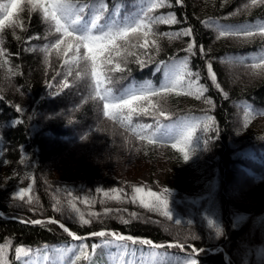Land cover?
<instances>
[{
  "label": "trees",
  "instance_id": "16d2710c",
  "mask_svg": "<svg viewBox=\"0 0 264 264\" xmlns=\"http://www.w3.org/2000/svg\"><path fill=\"white\" fill-rule=\"evenodd\" d=\"M242 2L181 0L175 10L178 23L174 33L191 28L193 36L159 37L163 55L177 52L189 55L184 49L189 42H196V55L190 56L191 68L200 73V78L203 76L202 81L208 88L199 100L172 94L168 96L171 104L168 106L173 111L188 109L212 117L210 130L207 133L198 130L194 136L191 145L194 151L189 152L187 161L183 159L184 152L178 149L162 154L164 163L168 161L170 166L164 169L165 182L177 190L175 197L161 192L155 184L148 186L138 179L143 169L154 173L155 164L160 161L161 155L154 144L133 140L132 146H127L120 134L106 128L107 125L72 145L63 142L58 135L64 125L72 119L85 123L94 117V109L89 105L70 108L75 117L66 115L67 106L77 104L79 94L82 98L86 91L69 90L53 100L46 98L44 82L51 78L52 69H46L41 49L31 46L43 33L36 15L24 20L25 30L5 31L4 55L0 56V127L5 140L0 150V211L28 222L55 217L79 235L107 228L150 238L156 243L179 242L197 249L222 245L231 264H264V180L244 182L246 172L262 166L264 115L245 120L234 109L240 99L255 98L259 103L264 102V75H255L250 68L243 71L230 62L233 51L227 50L254 45L253 39L227 42L205 29L206 20L213 16L232 18L235 14L241 19L264 10L263 3L245 8L251 0ZM168 32L167 27L161 31L163 35ZM200 47L205 49L203 54L199 52ZM209 60L220 89L207 77ZM74 93L76 96L69 100ZM206 99L212 100V104L205 103ZM48 105L51 108L43 117L46 120L38 121L35 113ZM233 115L238 118V124L230 121ZM49 136L54 138L53 146L44 151L42 148ZM237 172L251 186L237 188L229 195L228 185ZM124 178L133 181L124 183ZM28 187L31 192L21 201L17 193ZM135 187L167 197L171 220L159 211L142 207L138 200L134 203ZM105 192L109 195L105 196ZM117 194L119 199L114 198ZM56 200L61 202L59 212ZM69 200L89 220L88 225L79 223V215L68 207ZM123 220L129 223L124 224ZM68 238L48 222L28 225L0 220V246L12 256L16 255L17 247L32 251L51 243H64ZM92 244H96L95 239ZM170 250L194 256L197 264H226L222 252L202 250L194 254L189 246Z\"/></svg>",
  "mask_w": 264,
  "mask_h": 264
},
{
  "label": "snow or ice",
  "instance_id": "6c2138e0",
  "mask_svg": "<svg viewBox=\"0 0 264 264\" xmlns=\"http://www.w3.org/2000/svg\"><path fill=\"white\" fill-rule=\"evenodd\" d=\"M175 2L179 3L180 0H175ZM25 3L28 5L29 12L41 14L47 28V35L55 37L54 42L47 43L41 48L45 54V61L47 62V57L54 51L57 56L63 55L65 57L64 65L68 66L67 75L72 74L73 65L80 69L76 76L77 78H89V98L101 102L103 117L119 124L137 139L146 140L149 144H169L173 148H177V145H183L184 147L178 150L184 152L183 159L185 161L189 159V152L194 151L191 148L194 136L198 130L202 133H207L210 130L209 122L212 121V117H184L175 123H161L160 117L165 120L168 119L166 110L152 99L153 97L162 98L172 92H176L177 95L194 96L197 100L204 96L208 88L199 83L200 73L189 69L188 57L179 61L173 60L170 64L158 65L155 71L163 73V78L158 85L148 80L131 83L118 91L109 86L112 83L110 73L124 71L120 63L114 64V56L119 57L124 64H127L128 57L135 55L129 51V48L138 47L147 50L148 46L151 45L159 51L156 38L160 34L154 31V26L159 24L173 25L178 21L176 16L171 13L167 16H153L151 13L158 8L171 7V0H139L138 4L136 0H132V11L125 12L123 15H121L120 5L117 4L115 14L108 17L104 15L108 10V5L105 4L104 0H87V2H81V0H7L6 3H0V34L6 28L22 27L18 13L24 10L22 5ZM262 3L264 0H251V4H246L245 8ZM207 26L214 28L219 37H230L244 42L257 36L264 38V24L223 26L218 22L211 21L207 22ZM164 35L192 37L193 30L186 28L175 33H164ZM196 47V42L193 40L187 44L184 51L189 56H195ZM199 52L203 54L205 49L200 47ZM69 53H71L70 57ZM3 55V50L0 49V56ZM246 59L251 60L248 67L253 70L255 75H264V53L258 57H241L239 63L243 65ZM135 62L141 67L146 66V61L142 59L137 58ZM193 76L195 79H192ZM207 77L217 89L221 88L210 60L207 62ZM62 87H68L66 80ZM205 103L211 105L212 100L206 99ZM150 109L151 112H149ZM17 111L19 112L20 109L18 108ZM134 114H151L156 118L155 124L134 122ZM204 142L206 144L207 140ZM133 191L137 194L132 198L134 203L138 200L142 207L149 211H159L171 220L167 197L154 191H145L142 187H135ZM30 192L31 187L21 189L17 193V197L23 201ZM68 195L71 196V192H68ZM104 195L108 196L109 193L105 192ZM114 198L119 199V194ZM29 202L31 203L30 198ZM60 203V200H56V211L58 212L61 211ZM68 207L79 215L81 225L89 224V220L79 214V210L71 200L68 201ZM135 215L132 213L133 217ZM31 223L41 225L44 221L37 219ZM48 223L55 224L57 221L49 220ZM123 223L128 224L129 221L123 220ZM59 226L71 237L72 241L87 239L74 234L63 223H60ZM91 236L112 237V239H105L103 245L121 249L120 256L127 258L126 264H144V253L142 249L129 247L125 242H130L132 246H149L150 249L157 250L164 247L160 244H154L150 239H137L131 235H119L115 232L97 231ZM88 247L87 243L81 242L76 248L53 249L52 252L59 257V264H65V262L66 264H76L80 255L86 256L85 250ZM98 247L100 245H91L93 252ZM168 247H172V245ZM3 251L4 247L0 246V256H2ZM45 251L47 252V246H45ZM15 252L17 260H20L21 254H23L22 264H39V259L32 257L30 249L17 247ZM188 257L189 259L182 260L158 255L156 251H152L149 254L148 264H197V261L192 258L194 256L189 255ZM43 259L48 261L49 257L45 255ZM53 264H57V262L53 261Z\"/></svg>",
  "mask_w": 264,
  "mask_h": 264
},
{
  "label": "rangeland",
  "instance_id": "374dc122",
  "mask_svg": "<svg viewBox=\"0 0 264 264\" xmlns=\"http://www.w3.org/2000/svg\"><path fill=\"white\" fill-rule=\"evenodd\" d=\"M78 94V93H77ZM76 96V93L74 94H71L68 99L71 100L73 97ZM51 108V105H48V106H45L44 109H42V111H38L35 113V117L37 118L38 121L40 122H43L44 120H46V118H43L46 116V112L48 109ZM237 117L234 115L232 116V119L230 120L233 124H238V121H237ZM53 139H51V137L49 136L46 140H45V143L43 145V148L44 151H49L51 149V147L53 146ZM161 154V153H159ZM171 158V156H168V158ZM42 160V159H40ZM160 161H157L156 164H155V168L153 169V172L154 173H150L148 170H141L140 171V175H139V180L143 181L144 183H149V184H155L157 185L158 187L162 188L164 191L167 190L168 193L170 194H173L174 192L169 189V187L165 184L164 182V177H165V174L166 172L164 171V169L166 168V166L169 168V166L164 163V160H163V157H161L159 159ZM233 168V167H232ZM233 172H234V168H233ZM229 187V192L228 194L229 195H233L235 192H236V189L238 188H245L246 186H251L247 183H244L240 177V173H235L234 174V177L230 180V183L228 185ZM102 250L99 251V255L102 254ZM49 257V261L53 262V261H58L59 260V257L57 256L56 253H53L51 255L48 256ZM148 260H149V256L146 258V260L144 261V264H148Z\"/></svg>",
  "mask_w": 264,
  "mask_h": 264
}]
</instances>
